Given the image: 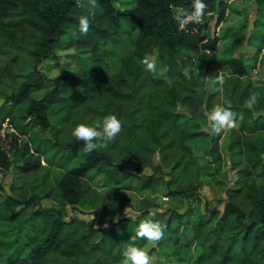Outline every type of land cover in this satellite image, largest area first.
Instances as JSON below:
<instances>
[{
    "label": "trees",
    "instance_id": "16d2710c",
    "mask_svg": "<svg viewBox=\"0 0 264 264\" xmlns=\"http://www.w3.org/2000/svg\"><path fill=\"white\" fill-rule=\"evenodd\" d=\"M232 1L203 0L202 20L217 15L219 26ZM83 3L0 0V54L12 60L28 55L35 73L9 96L8 106H0V128L9 118L31 142L15 145L11 157L0 149V166L7 169L17 159L21 178L11 185L15 195L2 193L0 182V264H121L141 222L120 214L131 205L128 197L118 199L102 188L129 189L132 179L141 191L165 187L173 198L201 204L202 176L220 172L225 149L235 179L226 186L223 207L206 206L198 215L193 205L184 212L172 210L166 221L156 218L164 227L157 245L142 239L135 244L143 249L150 245L151 252L177 263L193 251L191 264H264V86L254 84L250 65L244 58L232 59L224 86L201 92L192 59L205 61L215 54L221 37L206 33L201 22L181 26L175 19L178 12L191 13L193 0H97L96 8ZM256 3L258 19L247 39L255 48L253 68L264 62V0ZM82 15L90 20L86 36L78 30ZM123 23L136 38L114 75L102 76L98 65L79 67L74 74L61 65L58 51L69 32L76 37L71 46L102 61L103 42L117 37ZM153 54L158 69L168 68L162 77L144 71L140 63ZM47 60L59 75L42 71ZM185 68L191 79L183 75ZM218 74L214 69L213 76ZM46 83L51 88L35 98L33 93ZM251 91L261 97L248 109ZM224 99L244 118L238 119V130L209 135L204 112ZM108 115L121 120L122 132L106 149L85 154L72 129L80 123L95 127ZM201 139L205 146L196 143ZM130 165L135 172L127 169ZM146 168L153 172L140 175ZM51 198L55 203L45 207L42 202ZM156 206L150 202L144 210ZM69 208L96 210L102 226L70 216ZM166 243L173 245L170 254L158 251Z\"/></svg>",
    "mask_w": 264,
    "mask_h": 264
},
{
    "label": "rangeland",
    "instance_id": "374dc122",
    "mask_svg": "<svg viewBox=\"0 0 264 264\" xmlns=\"http://www.w3.org/2000/svg\"><path fill=\"white\" fill-rule=\"evenodd\" d=\"M217 15L210 19H203L200 22L206 33L211 35L217 33L221 37L218 51L211 54L205 61H199L197 57L192 59L194 62V70L196 77L200 81L198 90L209 93L215 86L208 83L209 79H216L213 76L214 69H217L218 76L230 74V68L228 62L234 58H244L246 63L250 65V77L254 81L256 86H264V62L258 63L253 68L252 55L255 51L254 47L247 44V39L255 31L254 23L258 19V5L256 0H233L231 7L227 13L226 20L219 26L217 25ZM136 33L132 32L128 25L124 24L121 27L120 34L115 38H110L103 42L101 51L104 54L102 61H95L92 52L88 50H77L71 46V43H75L76 37L74 33L69 32L65 37L62 38L61 48L58 51V58L61 65L68 67L75 73L79 67L87 70L95 65H98V69L102 76L114 75L119 67L121 58L132 50ZM264 54V52H262ZM155 59V54L151 55ZM208 63H210L208 65ZM207 69L205 70V67ZM252 67V68H251ZM43 72L49 77H55L59 75V70L52 64L50 60L44 62L41 66ZM35 75L33 69V63L30 57L24 53L17 55L15 60H12L11 55L0 54V106L10 104L8 98L16 92L20 85L26 81L29 77ZM217 86V85H216ZM51 88L49 83H46L43 88L33 93L35 98H40L43 94ZM180 110H182L180 108ZM54 116L51 117L53 120ZM206 128V127H204ZM37 129L35 128L34 131ZM45 137H49V133L44 134ZM264 139V132L261 134ZM226 137L223 139L225 142ZM198 145L205 146L206 141L201 139L196 142ZM225 162L222 165V169L219 173H209L202 176V187L199 190L202 203H193L188 199L173 198L168 195V191L165 187H161L157 191H141L136 182L132 179L128 180L129 189H118L115 187L102 188V191L113 195L114 197L121 199L128 197L131 205L124 208L121 211V215L125 216V209H127L126 216L131 218H140V222L148 219L156 221V218L166 221L172 210L178 212H184L189 206L193 205L196 209V215L205 213L206 206L208 208H222L223 200L225 199V189L230 181H234L235 172L231 169L232 165L230 162V155L227 149L224 150ZM18 164L17 159L7 169H3L2 177V193L15 195L11 190V185L20 184L21 178L16 169ZM129 171L135 172V168L131 165L127 168ZM153 171L149 168L140 171V175H149ZM160 175V174H159ZM56 173L55 170L51 175V179L54 185ZM102 184V180L99 182ZM153 202L157 204L156 207H149L144 210L145 204ZM55 200H44L42 204L45 207L52 206ZM144 211H147L148 215H142ZM98 212L96 210L89 209H72L69 208L70 216H77L79 219H84L95 226H102L98 222ZM142 215V216H141ZM150 245H157L151 243ZM149 246L144 248L151 257L152 264H191L194 256V252L183 253V263L171 262L166 256L160 253H153L149 250ZM173 245L166 243L162 249L158 251H164L166 254H170L173 251Z\"/></svg>",
    "mask_w": 264,
    "mask_h": 264
},
{
    "label": "clouds",
    "instance_id": "9594fccd",
    "mask_svg": "<svg viewBox=\"0 0 264 264\" xmlns=\"http://www.w3.org/2000/svg\"><path fill=\"white\" fill-rule=\"evenodd\" d=\"M92 8H96L97 0H87ZM77 6L83 7V0H76ZM207 5L203 0H193L191 13L178 12L175 19L183 26L186 21L199 23L205 14ZM78 30L81 35L86 36L90 30V20L86 15H82L78 19ZM144 71L157 76H164L168 68L158 69L157 62L150 56H145L140 61ZM183 75L187 79H191L188 68L183 70ZM208 83L213 86L219 85V91L225 84V78L218 76L216 79H209ZM261 94L258 91H251L245 101V106L252 109L259 102ZM204 115L207 119V127L204 131L209 135H220L222 133L238 130V119L243 120V115L238 114L231 108V101L223 100L221 106H214L210 111L206 110ZM123 125L120 119L115 115H108L103 118L100 124L95 127L83 123L77 124L71 131V136L75 140L83 143L82 151L85 154H92L95 151L106 149L110 142H114L118 135L122 132ZM127 209H125V216ZM105 228L108 224L104 225ZM164 237V227L152 219L142 221L135 229V235L131 236L128 246L122 252L121 264H152L151 257L143 248L136 246L138 239L146 240L151 243H157Z\"/></svg>",
    "mask_w": 264,
    "mask_h": 264
},
{
    "label": "built area",
    "instance_id": "2783aa9c",
    "mask_svg": "<svg viewBox=\"0 0 264 264\" xmlns=\"http://www.w3.org/2000/svg\"><path fill=\"white\" fill-rule=\"evenodd\" d=\"M187 22L189 21H186L185 23ZM26 142H29L31 145L30 135L21 133L14 123L7 118L0 128V149L3 150L6 155L11 157L14 146L17 145L18 147H21ZM3 169L4 168L0 166V182H2Z\"/></svg>",
    "mask_w": 264,
    "mask_h": 264
}]
</instances>
